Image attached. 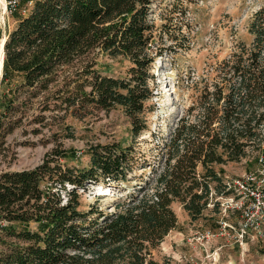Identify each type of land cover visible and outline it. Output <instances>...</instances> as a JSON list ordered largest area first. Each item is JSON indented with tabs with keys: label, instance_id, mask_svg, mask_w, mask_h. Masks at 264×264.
Instances as JSON below:
<instances>
[{
	"label": "trees",
	"instance_id": "16d2710c",
	"mask_svg": "<svg viewBox=\"0 0 264 264\" xmlns=\"http://www.w3.org/2000/svg\"><path fill=\"white\" fill-rule=\"evenodd\" d=\"M168 3L35 0L8 33L5 109L36 100L51 112L120 108L131 120L132 142L90 145L86 166H71L72 152L54 150L35 168L3 172L0 264H179L154 255L178 227L174 205L192 222L211 204L218 214V199L236 195L225 168L244 160L247 168H264V6L249 25L251 42H239L215 77L190 79L192 104L143 149L158 56L151 51L159 38L152 13ZM100 55L126 61L125 74L102 75ZM93 183L123 189L113 211L99 201L83 204L79 191Z\"/></svg>",
	"mask_w": 264,
	"mask_h": 264
},
{
	"label": "rangeland",
	"instance_id": "374dc122",
	"mask_svg": "<svg viewBox=\"0 0 264 264\" xmlns=\"http://www.w3.org/2000/svg\"><path fill=\"white\" fill-rule=\"evenodd\" d=\"M26 2L21 0L13 11L6 7L4 10L0 3V55L3 40L31 8ZM263 6L264 0H169L168 4L154 7L152 18L158 26L159 38L151 51L158 56L151 66L153 95L146 105L149 129L139 138L145 141L143 149L152 141L159 142L160 132L168 133L192 104L194 91L190 79L215 77L217 67L239 42H251L249 25ZM98 63L102 75L112 77L123 76L128 64L103 55ZM2 79L3 69L0 175L35 168L54 150L72 152L71 166H86L89 163L86 150L90 145L132 142L131 120L120 108L107 112L88 105L51 112L36 100L17 105L13 110L5 109L3 97L8 95V88L2 85ZM41 116L45 121L35 122ZM156 155L151 160L159 162ZM246 161L225 168V182L236 187V195L218 199V214L211 204L204 218L192 222L180 204L174 205L178 227L155 252L157 260L168 257L179 264H264V223L258 215L248 221L252 208H248L250 201L238 185L247 174L259 173L262 167L247 168ZM121 192L123 189L119 193L110 185L93 183L85 191L80 190L79 195L85 206L99 201L101 207L113 211ZM246 222L249 226L241 239V228Z\"/></svg>",
	"mask_w": 264,
	"mask_h": 264
},
{
	"label": "built area",
	"instance_id": "2783aa9c",
	"mask_svg": "<svg viewBox=\"0 0 264 264\" xmlns=\"http://www.w3.org/2000/svg\"><path fill=\"white\" fill-rule=\"evenodd\" d=\"M20 1L21 0L6 1V9L9 8L11 11L16 10L20 5ZM34 2L35 0H27L26 4L32 7ZM238 185L240 187V192L245 193L250 201L248 208H252V212H249L247 215L248 221L258 215L260 220L264 223V168L260 170L259 173L247 174ZM232 187H234V189L236 188L234 185H232ZM247 222L242 225L241 234L239 236L241 239L245 237L246 230L249 226Z\"/></svg>",
	"mask_w": 264,
	"mask_h": 264
},
{
	"label": "bare ground",
	"instance_id": "6f19581e",
	"mask_svg": "<svg viewBox=\"0 0 264 264\" xmlns=\"http://www.w3.org/2000/svg\"><path fill=\"white\" fill-rule=\"evenodd\" d=\"M0 3L3 7V9L5 10V7H6V3H5V0H0ZM3 43H4V40L2 42V45H1V55H0V78H1V74H2V69H3V64H4V55H3Z\"/></svg>",
	"mask_w": 264,
	"mask_h": 264
},
{
	"label": "water",
	"instance_id": "95a60500",
	"mask_svg": "<svg viewBox=\"0 0 264 264\" xmlns=\"http://www.w3.org/2000/svg\"><path fill=\"white\" fill-rule=\"evenodd\" d=\"M6 40H7V38H5V41H4V44H3V55H4V46H5Z\"/></svg>",
	"mask_w": 264,
	"mask_h": 264
}]
</instances>
